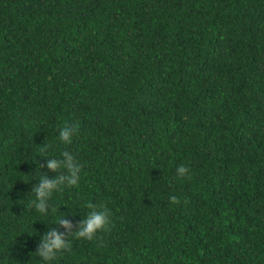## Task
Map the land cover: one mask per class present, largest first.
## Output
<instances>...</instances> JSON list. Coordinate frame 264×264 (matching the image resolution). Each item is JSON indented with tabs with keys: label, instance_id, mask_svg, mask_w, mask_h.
<instances>
[{
	"label": "trees",
	"instance_id": "obj_1",
	"mask_svg": "<svg viewBox=\"0 0 264 264\" xmlns=\"http://www.w3.org/2000/svg\"><path fill=\"white\" fill-rule=\"evenodd\" d=\"M101 205L52 264H264V0H0V264Z\"/></svg>",
	"mask_w": 264,
	"mask_h": 264
},
{
	"label": "clouds",
	"instance_id": "obj_2",
	"mask_svg": "<svg viewBox=\"0 0 264 264\" xmlns=\"http://www.w3.org/2000/svg\"><path fill=\"white\" fill-rule=\"evenodd\" d=\"M74 131V126L60 127L57 133L59 140L65 144L71 143ZM43 166L53 170L55 175L51 177L45 173L33 175L38 177V180L32 184L29 190L32 193L29 205L33 206L37 212L47 214L48 198L63 186L76 185L79 182L82 165L72 152L65 149L60 152L59 156L48 155ZM176 172L178 175H184L187 169L184 164H179L176 167ZM109 220L110 210L104 205L93 207L88 211L74 231H72V222L65 216H59L54 223L62 225L65 231H60L59 227H48L41 234L34 253L40 258L41 264H52L58 253L70 248L69 236L91 239L97 230L109 223Z\"/></svg>",
	"mask_w": 264,
	"mask_h": 264
}]
</instances>
